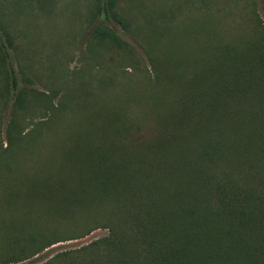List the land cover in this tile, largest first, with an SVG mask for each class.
<instances>
[{
  "label": "rangeland",
  "instance_id": "obj_1",
  "mask_svg": "<svg viewBox=\"0 0 264 264\" xmlns=\"http://www.w3.org/2000/svg\"><path fill=\"white\" fill-rule=\"evenodd\" d=\"M95 2L0 0V152L6 131L21 142L32 137V145L74 136L99 144L113 137L114 129L104 126L115 122L119 106L130 111L117 122L138 106L178 104L191 79L204 72L198 66L213 44L256 43L264 34V0H116L112 11L126 29L97 14ZM152 121H145L150 131L157 125ZM89 150L57 155L56 163L43 155L42 167L18 166L9 180L0 169V264H109L89 246L107 234L102 211L93 205L70 215L55 206V195L48 197L56 178L80 166L79 156L97 158ZM41 171L46 184L31 185Z\"/></svg>",
  "mask_w": 264,
  "mask_h": 264
},
{
  "label": "trees",
  "instance_id": "obj_2",
  "mask_svg": "<svg viewBox=\"0 0 264 264\" xmlns=\"http://www.w3.org/2000/svg\"><path fill=\"white\" fill-rule=\"evenodd\" d=\"M115 1L96 0V12L126 29L112 11ZM101 35L119 42L114 33ZM205 55L204 72L178 104H135L117 122L128 117L122 104L104 126L116 134L99 144L74 136L32 145V137L21 142L6 131L0 169L9 180L18 166L42 167L43 155L56 163L57 155L93 148L97 158L79 156L80 166L56 178L48 197L70 215L93 205L102 211L107 234L89 246L109 264H264V34L256 43L213 44ZM39 174L31 185L46 184ZM63 176L74 186L66 188Z\"/></svg>",
  "mask_w": 264,
  "mask_h": 264
}]
</instances>
